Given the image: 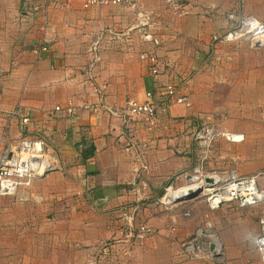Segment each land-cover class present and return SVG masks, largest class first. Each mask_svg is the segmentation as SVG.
I'll use <instances>...</instances> for the list:
<instances>
[{
	"label": "crops",
	"instance_id": "1",
	"mask_svg": "<svg viewBox=\"0 0 264 264\" xmlns=\"http://www.w3.org/2000/svg\"><path fill=\"white\" fill-rule=\"evenodd\" d=\"M84 1L0 0V149L7 156L21 138L10 116L19 110L32 121L28 132L42 136L51 167L28 189L0 196V264L68 263L71 250L109 239L128 245L134 240L127 232L137 226L153 232L139 240L141 248L124 252L127 263L148 264L157 256L164 264H208L202 260L209 258L182 261L181 242L201 224H211L216 236L219 212L201 217L195 200L163 206L159 198L169 186L178 192L189 184L201 128L212 129L228 148L264 150V46L212 41L219 27L214 3L155 17L150 44L141 27L149 20L148 0L86 8ZM229 2L237 5L230 13L235 22L247 15L264 21L258 12L264 0ZM148 50L162 63L155 78L138 58ZM166 85L187 96L189 106L172 99L163 110ZM149 91L158 108L151 129L82 108L99 98L122 108ZM212 140L205 146L210 163ZM228 257L226 264L254 259Z\"/></svg>",
	"mask_w": 264,
	"mask_h": 264
},
{
	"label": "built area",
	"instance_id": "2",
	"mask_svg": "<svg viewBox=\"0 0 264 264\" xmlns=\"http://www.w3.org/2000/svg\"><path fill=\"white\" fill-rule=\"evenodd\" d=\"M120 0H85L83 7H88L96 4H116ZM146 21H141V27L146 26ZM151 39L150 36L146 37ZM242 40H248L252 45L264 46V21L257 18L249 17L242 19L236 26L227 31L222 37H214V42L238 43ZM154 42V41H153ZM45 48L40 49L43 51ZM37 50H34L36 53ZM140 59L146 63L149 68L150 75L155 78L161 73L162 63L157 56L152 52H144L139 55ZM163 99V110L167 108L170 100L185 107L189 106L187 96L176 95V88L172 85H166L161 90ZM84 110L92 113L103 112L110 117L118 118L123 123L132 121L133 123L151 129L156 126L157 105L153 101V93L146 92L145 99L141 102L130 100L125 103L122 108H112L99 98L96 104H85L82 107ZM60 111V108H55ZM66 114H73L71 108L66 110ZM13 115L19 117V128L22 134H27L20 139L15 149L9 152L7 156H3L0 149V196H15L22 189H28L31 183L42 177L50 171L51 167L45 156L46 145L37 131L28 132V127L31 126L30 118L17 110ZM217 133H214L210 128H201L196 134V142L200 146H206V142ZM232 137V138H231ZM228 139H233V135H227ZM207 187L209 185H206ZM255 179L239 178L237 175L229 179L221 181V185L211 190L207 205L209 210L219 208L226 203H235L240 206H256L264 202V189ZM183 189V188H181ZM179 190V189H178ZM177 191V190H176ZM212 191H215L214 193ZM172 191L171 186L165 189L162 199H165L164 204L171 202L167 201L169 194ZM163 203V202H162ZM260 235L255 241V249L258 253L259 260L264 264V209L261 210L259 216ZM148 228L140 226L137 234L141 239L148 235ZM132 234V232H131ZM217 237L212 229L211 224L207 223L197 227L192 238L182 247V253L190 260H201L204 258H215L217 256L216 247ZM219 244V242H217ZM213 250H210V246Z\"/></svg>",
	"mask_w": 264,
	"mask_h": 264
},
{
	"label": "rangeland",
	"instance_id": "3",
	"mask_svg": "<svg viewBox=\"0 0 264 264\" xmlns=\"http://www.w3.org/2000/svg\"><path fill=\"white\" fill-rule=\"evenodd\" d=\"M147 2L149 3L147 9L149 20L148 17L145 18V21L147 23L145 26L146 27L145 31L147 32H143V35L145 37V40L148 41L150 44L153 43L154 41L153 36L155 35L156 32L157 23L155 21V17L159 19L164 14L174 15L175 13H179V12L183 13L190 10H195L196 8L208 9L211 8L210 7L211 3H214V8L211 9L212 12L217 13L218 16L217 20L219 27L217 26L215 30V33H217L216 37L218 36L222 37L227 31L231 29L229 28V26L232 27L238 24L237 21L236 22L234 21L236 19V15L230 14L235 8L237 9L236 7L237 5L233 4L232 2H229V0H214V1L212 0L211 2L210 1L208 2V0H148ZM258 12L260 13L261 16H264V6H261ZM228 14L232 15L230 21H228L227 19ZM141 16L142 18H144L143 15ZM239 16H243V14H240ZM170 17L172 16L170 15ZM249 17L252 16L249 15L245 16V18H249ZM259 20L263 21L261 19ZM226 27H228L229 29L227 30ZM147 36H150L151 39L147 40L146 39ZM115 38L116 37L114 36L113 39ZM42 48H45L43 51H46L47 49L45 46L41 47L40 49ZM37 49L38 48H36L35 50ZM150 50L145 52L151 53ZM138 58L140 61H142L139 56ZM16 111L17 110H14L13 112ZM13 112L10 116L17 118L18 127H19V122H20L19 117L14 116ZM19 131L21 133L20 128ZM26 135H28V133L25 135L21 133V138ZM217 135H215L212 140V146H214L212 163H210L211 162L209 157L210 155H208L209 152H206L205 147L197 145L199 147L198 150L199 153H198L196 165L193 167L192 172H190L191 174H189V180L192 178L195 179L197 182L201 183L202 184L201 190L190 199L189 197L187 198L181 197V199L179 198L178 200L172 201L169 204H164L166 200L162 199L163 195H165V193H163L161 198H159V204L163 206H171L192 199L195 200V202L200 203L201 207L199 208L202 209L201 217L202 216L204 217V215H206L207 212L208 213L219 212L215 219L216 225H218V227H214L217 236V242H219V244L216 242V244L214 245L215 247L216 245H219L220 251L217 252L218 254L215 258H210L211 260L210 259L202 260L203 263L207 262L208 264H218V263L220 264V262L223 261V258L227 259V256H229L228 259L230 258V256H233V258L236 259L237 256L248 255L250 256V259L252 258L254 259H252L253 260L252 263H246V264H262L259 260L258 253L256 252L254 246H255V241L260 235L259 216L261 210L264 209V202L256 206H240L239 204H235V203H226L221 207L219 206V208L209 210L206 200L211 190L216 189L221 185V181L229 179L235 175H237L239 178H248V179L253 178L261 186L260 188L264 189V150L263 149L248 150L245 148L241 149L234 147L228 148L227 146L228 144L224 146L221 144V142H218V140H216L219 138ZM20 139L18 140L17 145L19 144ZM249 145L250 147L262 146L260 144H253V143H249ZM207 149L210 150V147ZM208 162L209 164H207ZM207 178L211 179V181L212 179H217L218 182H214L213 180L211 183H205V180ZM188 183L189 184L187 186H183L182 188L189 187L191 185V181ZM206 185L209 186L207 187ZM176 190L178 189H172V191L177 192ZM212 192L214 193L215 191ZM172 193L174 192H171L169 194L167 200L174 199L171 196ZM170 196L172 199H170ZM222 207H224L223 210L229 220L228 222L224 221L225 227H222L223 223H221L222 218L220 212L222 211L221 210ZM201 221H199V223ZM229 223L231 225L230 227H228ZM203 225L204 224L198 225L196 226V228ZM139 227L140 226L132 227L129 230V232H127L130 239L134 240L133 242L131 241L130 243H128V245L122 243L124 246L118 247V244L116 243L115 240L109 239L104 241L96 248L93 247L91 248L84 247L83 249L78 248L79 249L78 252H74L73 250H71L73 252L70 251L69 255L67 256L69 262L68 263L59 262L57 264H129L130 259L126 257L127 255L124 254V252L125 251L135 252V250L141 248V244L139 243V240H141V238L140 237L138 238V234H137ZM195 230L193 231L190 237H188L187 239L181 242L180 251H181V255L185 258L184 260H182L184 262L192 261V263H197L196 260H190L186 258L187 256H185L182 253L183 245L188 243V241L192 238V235L194 234ZM152 232L153 230L149 229L147 237L150 236ZM239 234L241 235V239H239L240 240L239 244H236V239ZM223 244L225 245V249ZM227 246L229 247L227 248ZM226 249L228 250V253ZM77 258L81 259L82 262L78 261ZM127 260L129 261V263H127ZM216 261L217 263H215ZM148 264H164V260H160L159 257L157 258V256H154L152 258V263L149 262ZM222 264H226V263H224L223 261Z\"/></svg>",
	"mask_w": 264,
	"mask_h": 264
},
{
	"label": "bare ground",
	"instance_id": "4",
	"mask_svg": "<svg viewBox=\"0 0 264 264\" xmlns=\"http://www.w3.org/2000/svg\"><path fill=\"white\" fill-rule=\"evenodd\" d=\"M234 137H235L234 139H236V140L239 139V137H237V136H234ZM194 180L195 179H192V178L190 179L191 185L189 187H187V188H185L183 190H180L178 192L174 191V193L171 194L172 198L177 200L179 198L181 199V197L184 198L186 196H189V194L192 195V194L198 193L201 190V185L202 184L197 182L196 180L195 181ZM213 180H214V182H218L217 179H212V181ZM171 196H170V199H172ZM216 251H220V246L219 245H216Z\"/></svg>",
	"mask_w": 264,
	"mask_h": 264
},
{
	"label": "water",
	"instance_id": "5",
	"mask_svg": "<svg viewBox=\"0 0 264 264\" xmlns=\"http://www.w3.org/2000/svg\"><path fill=\"white\" fill-rule=\"evenodd\" d=\"M211 182H212L211 179H208V178H207V179L205 180V183H211ZM194 195H196V193H195V194H192V195L189 194V196H186V198L189 197V199H190V198H192ZM210 250H213V246H212V245L210 246Z\"/></svg>",
	"mask_w": 264,
	"mask_h": 264
}]
</instances>
